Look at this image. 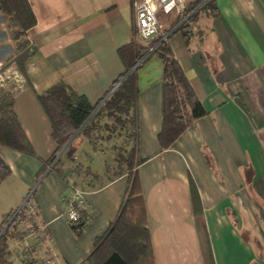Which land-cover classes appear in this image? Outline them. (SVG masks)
Listing matches in <instances>:
<instances>
[{"label": "crops", "instance_id": "obj_1", "mask_svg": "<svg viewBox=\"0 0 264 264\" xmlns=\"http://www.w3.org/2000/svg\"><path fill=\"white\" fill-rule=\"evenodd\" d=\"M25 1L34 24L24 37L34 52L20 70L15 68L25 87L12 96V111L33 155L0 146V160L9 169L0 182V222L34 187L33 219L45 224L50 245L49 250H36L38 261L80 264L115 217L127 175L115 174L117 158L108 179L79 187L86 192L90 217L83 230L74 233L63 216L67 185L76 186L68 178L70 168L59 157L54 170L38 175L56 145L35 93L61 81L97 108L128 62L118 49L134 39L131 0ZM213 4L211 11L199 9L204 13L197 15L185 37L174 30L175 10L164 18L156 12L161 31L168 32L165 41L205 112L167 148L157 141L159 56L149 53L134 74V170L144 202L150 264H205L206 240L214 264H264V0ZM16 43L8 16L0 11V68L17 54ZM100 129L111 134L103 141L114 135L128 142L125 126H113L107 116L96 119L87 134L76 131L73 141L79 138L80 146H90V135ZM136 159L141 161L137 164ZM79 162L94 179L88 162ZM191 188L199 200L197 216ZM17 256L9 252L6 259L19 264Z\"/></svg>", "mask_w": 264, "mask_h": 264}, {"label": "trees", "instance_id": "obj_2", "mask_svg": "<svg viewBox=\"0 0 264 264\" xmlns=\"http://www.w3.org/2000/svg\"><path fill=\"white\" fill-rule=\"evenodd\" d=\"M214 0H195L182 6L177 12L173 24L182 36L188 35L192 23L195 21L199 9H214ZM199 6V7H198ZM198 7V8H197ZM0 11L8 16V28L11 38L16 40L17 54L10 64L1 69L14 66L17 70L25 58L34 52L24 37L25 30L34 24V19L25 0H0ZM164 32V31H163ZM149 48L141 41L132 40L129 44L120 47L118 54L123 52L128 58L119 84L107 95L103 103L95 108L80 95H77L61 81H57L43 91L36 92L35 97L48 118L50 136L56 148L50 158L43 163L38 175L46 170L57 153L65 146L70 137L76 132L87 134L93 128L96 119L107 116L113 126L123 124L127 131L128 147H122L118 153L116 175L125 172L127 185L124 197L118 211L105 231L94 239L92 248L80 264H150L151 248L146 227L145 208L140 192L139 181L134 170L135 162V70L146 59L143 58L138 65L133 64ZM150 53H156L162 63L160 77V129L157 133L159 146L167 148L177 136L198 117L204 115V109L194 95L186 78L184 77L176 59L173 57L166 41H160ZM12 94L4 89L0 92V146L8 150L33 155V150L12 111ZM141 160L136 159L138 164ZM58 158L50 170H54ZM43 172V173H42ZM9 175L8 167L0 160V182ZM191 205L194 216L200 215L198 196L191 188ZM12 211L4 214L0 222V229L7 221ZM87 224V223H86ZM86 224L74 233L79 234ZM5 230L0 235V260L10 264L6 256L9 251L6 243ZM205 264H214L208 240L204 241Z\"/></svg>", "mask_w": 264, "mask_h": 264}, {"label": "built area", "instance_id": "obj_3", "mask_svg": "<svg viewBox=\"0 0 264 264\" xmlns=\"http://www.w3.org/2000/svg\"><path fill=\"white\" fill-rule=\"evenodd\" d=\"M131 7L133 37L149 45V48L134 63L133 67H135L168 35V32L161 31L162 25L158 21L156 12L161 11L164 14L172 10L179 12L182 9V0H131ZM8 81L11 84L6 86ZM24 87V79L14 66H9L7 69L0 68V92L8 89L14 95ZM112 90L111 88L110 91ZM103 101L104 98L96 107L100 106ZM57 158L56 155L54 160L47 165V171L51 169ZM34 190L35 188L32 187L24 194L19 205L12 211L0 229V235L7 230V249L9 252L18 255L19 264H48L45 260L38 261L36 256L37 249L49 250L50 245L45 224L36 223L33 219L36 214ZM85 194L83 189L71 183L67 185L66 208L63 216L73 232L78 231L83 224H86L90 217ZM28 239L31 240V243L27 241Z\"/></svg>", "mask_w": 264, "mask_h": 264}, {"label": "rangeland", "instance_id": "obj_4", "mask_svg": "<svg viewBox=\"0 0 264 264\" xmlns=\"http://www.w3.org/2000/svg\"><path fill=\"white\" fill-rule=\"evenodd\" d=\"M189 2H195V0H182V6H184L185 3ZM203 13L204 12L200 10L198 12V16L201 17ZM169 14H172V12L168 14L160 13L159 16L164 18L168 17ZM157 18H159L160 20V17ZM9 83L10 81H8L6 86H8ZM100 123H102V121ZM74 135L76 136L78 134H73L70 137L69 141L57 154V157H61L63 159L65 167L70 168V174L68 178L76 185V187L83 188L84 182L86 181H91L94 185H97L98 183H101L108 179L112 174L111 172L115 169L117 154L121 153V150L118 149L119 145L125 146L126 148L129 145L128 142L124 144V141L122 140V142L120 137H115L114 135L110 140L103 141L106 135H108L109 137L111 136V134L106 132L104 129H100L98 132L92 133L90 135V138L94 142H92L91 144L94 146L90 145L91 147L89 145L85 146L82 144V146H80V142L78 140L79 138L74 143ZM74 146L77 148L76 155H74L73 153V149L75 148ZM79 160L88 162V164L86 165L90 166L91 172L95 174L94 179L90 178V173H86L84 171L85 164L80 163Z\"/></svg>", "mask_w": 264, "mask_h": 264}, {"label": "water", "instance_id": "obj_5", "mask_svg": "<svg viewBox=\"0 0 264 264\" xmlns=\"http://www.w3.org/2000/svg\"><path fill=\"white\" fill-rule=\"evenodd\" d=\"M120 81H117L116 84L112 87V89H114L118 84H119ZM0 264H6L5 262H3L2 260H0Z\"/></svg>", "mask_w": 264, "mask_h": 264}]
</instances>
